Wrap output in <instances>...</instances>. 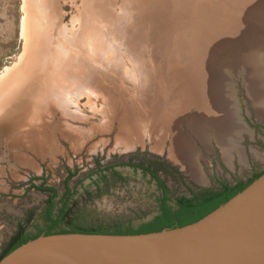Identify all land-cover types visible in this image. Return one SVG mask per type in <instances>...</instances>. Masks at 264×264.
Segmentation results:
<instances>
[{
  "label": "rangeland",
  "instance_id": "1",
  "mask_svg": "<svg viewBox=\"0 0 264 264\" xmlns=\"http://www.w3.org/2000/svg\"><path fill=\"white\" fill-rule=\"evenodd\" d=\"M145 7L142 0H0V257L21 225L25 233L46 226L50 189L55 214L71 190L65 223L138 225L160 209V183L173 206L264 172V8L255 20L249 12L256 34L235 53L208 55L209 79L224 103L216 115L209 110L217 101L199 98L194 77L179 82L166 73L164 55L153 57L138 33ZM82 21L77 46L72 38ZM88 32L97 41L91 50ZM83 51L94 66L93 84L86 71L79 78L72 68L68 79L54 67L55 81L40 85L39 98H18L33 71L44 79L48 64ZM186 84L193 91L178 93Z\"/></svg>",
  "mask_w": 264,
  "mask_h": 264
},
{
  "label": "water",
  "instance_id": "2",
  "mask_svg": "<svg viewBox=\"0 0 264 264\" xmlns=\"http://www.w3.org/2000/svg\"><path fill=\"white\" fill-rule=\"evenodd\" d=\"M0 264H264V173L190 224L141 233H41Z\"/></svg>",
  "mask_w": 264,
  "mask_h": 264
},
{
  "label": "bare ground",
  "instance_id": "3",
  "mask_svg": "<svg viewBox=\"0 0 264 264\" xmlns=\"http://www.w3.org/2000/svg\"><path fill=\"white\" fill-rule=\"evenodd\" d=\"M142 1L147 4V7H145L147 11L145 12V15L142 16L143 19L137 21V26L139 30L138 33L140 37L144 39L145 42L151 45L153 57L154 56L158 57L160 55H165V54H172L174 55V57L180 58L175 61V65L182 64L181 63L182 59L186 58V61L184 62L188 63L191 68L193 67L194 70H196L197 68H204V66L206 68L210 67L211 63L208 60L209 59L208 55L211 53H217L216 55L218 54L225 55V54H229L230 52L235 53L236 49L241 45V41H243L246 37H248V35L256 34L255 33L256 29L255 27H253V23L250 22V19L248 20L249 12H251V15L254 12H256L252 15V18L255 20L254 16L258 13V11H260V9L264 8V0H142ZM240 1L243 2V4L240 7H238L239 5L237 3H239ZM85 24H86L85 22H83V25L81 24L82 25L81 26L82 28L80 27L81 32H79L78 35H75V37L72 38V43L77 46L79 42H77L76 39H78L79 41L81 40L85 32ZM46 26L47 24L45 25V29ZM235 28L238 29L236 33L232 31V29ZM90 29L93 32L95 31V29L92 28ZM107 29L108 28H106V30ZM92 34L91 32H88L87 34L88 42L87 43L85 42L87 49L88 46H90L89 50L92 49L90 42L94 40L93 37L95 36L94 33ZM83 39L86 41V38ZM227 42H230L229 43L230 47L227 45L228 48L227 50H225L224 45ZM45 43H47V46L49 47L51 46L50 42H45ZM93 43L95 45L97 41L95 42L94 40ZM207 43L209 44L208 48H207ZM41 45L42 44H40V46ZM34 46L35 48H37L36 44ZM250 47H253V44L249 47L247 46V49H249ZM47 48H45L46 50L44 51L41 50V51L44 52L45 55L46 54L50 55L52 52L51 53L49 52L53 48L51 50ZM32 50L34 51L33 48ZM32 53L33 55H35L37 51L35 50V53L34 52ZM33 55H31V59H33ZM49 55L47 56L49 57ZM32 62L33 61L29 62L30 65ZM54 63L55 62L48 64L47 69H43L46 70V73L44 74L46 76L44 77V79H42L43 75L40 76L39 74L40 72L38 70H36V72L33 71V73L30 76L29 83L26 87L27 92H23L22 93L23 95H20L18 98L22 99L25 94L29 95V97L31 98H39L38 95L40 93V85L45 81H46L45 83L47 82L54 83L55 81V77L52 74L53 73L52 69H55L54 67L56 68L59 67L62 69L60 73L62 75V78H68V79L73 78L74 73H72L71 71V69L73 68L76 69L77 76L79 78L81 77V73L86 71L85 79L89 84L95 80L94 79L95 70H93L94 66L92 65V61L89 54H86L85 51H83V54H78V55L74 54V56L64 55V58L59 64L55 65ZM74 66H78L79 68ZM147 69L148 71H150V67L148 64H147ZM41 70L42 68L40 69V71ZM145 73L147 72L145 71ZM202 79H204V74ZM201 86L203 91L204 85L202 84ZM215 89L217 88H215V86H211V84L209 85V87L206 86V88L203 91L205 92L206 90V92L205 94L203 93V96L208 93V95L210 94L211 98L206 97L207 99H213V101L215 99H218L217 96L214 97L213 95ZM206 98L204 97V99Z\"/></svg>",
  "mask_w": 264,
  "mask_h": 264
},
{
  "label": "trees",
  "instance_id": "4",
  "mask_svg": "<svg viewBox=\"0 0 264 264\" xmlns=\"http://www.w3.org/2000/svg\"><path fill=\"white\" fill-rule=\"evenodd\" d=\"M264 173V172H263ZM257 174L248 182L240 183L232 186L224 184L220 190L211 191L205 190L199 193H194L191 198H184L176 205L169 204V194L167 188L163 184H159L163 191V196L159 199L160 210L152 218L140 222L138 225L131 224H115L112 226L100 227H83L69 222H63L68 217L73 209L74 203H70L71 190L67 191L63 199L62 206L58 208L57 214L54 213L55 194L54 189L48 201V206L44 215L46 226L39 229L35 233H25L24 227L21 225L20 230L13 236L10 241L9 249L1 256L3 257L22 243L39 236L45 232L47 234L53 232H68V231H92V232H111V233H141L159 231L164 228L180 227L190 224L202 218L219 205L223 204L235 194L247 187L252 181L258 178L261 174ZM0 257V259H1Z\"/></svg>",
  "mask_w": 264,
  "mask_h": 264
},
{
  "label": "crops",
  "instance_id": "5",
  "mask_svg": "<svg viewBox=\"0 0 264 264\" xmlns=\"http://www.w3.org/2000/svg\"><path fill=\"white\" fill-rule=\"evenodd\" d=\"M160 56H162V55H160ZM165 56V58H164V61H165V70H166V73H174L173 75H174V78L173 79H175V77L177 78V80L179 81V82H183L182 80H185V83H187L188 81V79L190 80V79H192L193 77H194V79H195V81L192 83L193 85H195L196 86V89L198 90V92L200 93V96H199V98L203 101V99H204V97L206 98H211L210 97V94L208 95V93L206 94V95H204L203 96V93L205 94V92H206V90H205V92H203L204 91V89L206 88V86H208L209 87V85L211 84V86H215V83H211L210 82V77H209V73L207 72V68L204 66V68L206 69H204V68H197L196 70H194L193 69V67L191 68L190 67V65L188 64V63H185L184 61H186V58H184V59H182V64H178V65H175V59H172V57H174V55H172V54H165L164 55ZM188 58V57H187ZM157 67V66H156ZM177 69L179 70L178 71V74H180V75H178V74H176L177 73ZM204 73H203V72ZM206 71V72H205ZM202 74V75H201ZM203 74H204V79H202L203 78ZM172 75V74H171ZM161 76H160V67H159V70L157 69V70H155V74H154V79H155V83H154V94H155V97H154V99L156 98V99H158V89H156V86H158L157 85V83L159 82V78H160ZM166 77L167 78H170V77H168L167 75H166ZM197 77V78H196ZM202 77V78H201ZM203 80V81H202ZM203 82V83H202ZM188 85H189V83H187ZM186 84V86H185V90H182V86H180L178 89H177V91H178V93L179 92H181L182 93V95L185 93H187V91L188 90H190V92L191 91H193V88L192 87H188V85ZM204 85L203 86V91H202V86L201 85ZM215 88H217V86H215ZM182 90V91H181ZM202 92V93H201ZM216 93H217V95H216ZM213 95L214 96H217L218 97V99H215L214 101H218V100H220V101H218L217 103V105L216 106H212V108H210V113L211 114H216V115H220L221 113H220V111L221 110H223L224 108H223V105H224V103H223V101H222V99L220 98V95H219V90H218V88L217 89H215V92L213 93ZM187 96V95H186ZM203 96V97H202ZM206 98V99H207ZM155 99V100H156ZM205 99V100H206ZM207 100H212L213 101V99H207ZM221 104V106H220V104ZM221 108V109H220ZM195 120V119H194ZM191 125H195V127L197 128V130L199 129V124L196 122V120H195V122L194 121H192L191 123H190ZM178 135V134H177ZM175 137V136H174ZM174 139H176L177 140V137H175Z\"/></svg>",
  "mask_w": 264,
  "mask_h": 264
},
{
  "label": "flooded vegetation",
  "instance_id": "6",
  "mask_svg": "<svg viewBox=\"0 0 264 264\" xmlns=\"http://www.w3.org/2000/svg\"><path fill=\"white\" fill-rule=\"evenodd\" d=\"M244 182H247L246 180L244 181H240V182H236L234 185H232V186H235V185H238V184H240V183H244ZM231 185V184H230ZM220 190V189H219ZM212 191H216V190H212ZM193 195L194 194H190V195H188V196H185V197H182V198H179L178 200H176L175 201V204L173 203V205H176V204H178L179 202H180V200H182V199H184V198H191V197H193ZM163 196V194L160 196V197H162ZM170 196V195H169ZM171 201H173V200H171ZM169 202H170V199H169ZM159 206H160V202H159ZM160 210V209H159ZM159 210H158V212H159ZM157 212V213H158ZM156 213V214H157ZM155 215V214H154ZM9 247H10V243L7 245V247H6V251L9 249Z\"/></svg>",
  "mask_w": 264,
  "mask_h": 264
}]
</instances>
